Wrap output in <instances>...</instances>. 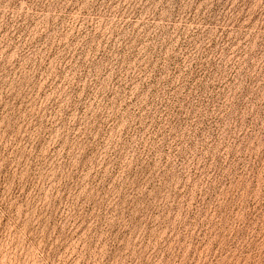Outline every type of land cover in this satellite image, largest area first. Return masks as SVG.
I'll use <instances>...</instances> for the list:
<instances>
[{
  "label": "rangeland",
  "instance_id": "1",
  "mask_svg": "<svg viewBox=\"0 0 264 264\" xmlns=\"http://www.w3.org/2000/svg\"><path fill=\"white\" fill-rule=\"evenodd\" d=\"M0 264H264V0H0Z\"/></svg>",
  "mask_w": 264,
  "mask_h": 264
}]
</instances>
